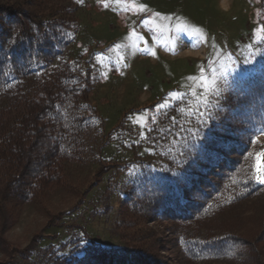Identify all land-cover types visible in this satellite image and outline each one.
<instances>
[{
    "label": "rangeland",
    "instance_id": "374dc122",
    "mask_svg": "<svg viewBox=\"0 0 264 264\" xmlns=\"http://www.w3.org/2000/svg\"><path fill=\"white\" fill-rule=\"evenodd\" d=\"M229 3L232 8L222 9L221 0L84 1L78 11L80 32L56 64L74 62L92 79L96 144L83 162L67 164L61 186L15 212V224L6 235L13 248L24 250L36 237L43 238L28 259L16 254L10 264H54L59 258L80 257L91 241L120 248L117 228L127 196L152 174L175 176L189 157L185 145L193 137L170 134V128L179 132L172 119L203 131L198 141L233 119L238 88L264 68V0ZM126 12L146 18L129 28L135 20L122 15ZM160 19L169 27L164 33L176 40L166 47L168 55L147 38V28ZM197 112L204 113L206 124L198 122ZM152 114L161 118L149 130ZM243 161L245 173L252 172L264 189L255 178L264 173V128L256 130ZM224 204L217 221L237 234H255L264 212L263 194ZM151 227L164 230L174 264H242V259L197 248L185 229L169 222L160 219ZM206 235L204 228L201 241ZM175 238L180 242L174 243Z\"/></svg>",
    "mask_w": 264,
    "mask_h": 264
},
{
    "label": "trees",
    "instance_id": "16d2710c",
    "mask_svg": "<svg viewBox=\"0 0 264 264\" xmlns=\"http://www.w3.org/2000/svg\"><path fill=\"white\" fill-rule=\"evenodd\" d=\"M84 1L0 0V255L6 256L0 264L16 254L28 259L43 238L24 250L13 248L6 235L15 212L61 186L67 164L83 162L96 144L94 83L74 62L56 64L80 32ZM234 101L237 114L214 139H193L205 145L203 154L188 157L173 177L152 174L127 196L117 228L120 248L91 241L82 256L54 264H174L164 230L151 227L160 219L185 229L190 242L214 256L263 264L264 212L253 235L237 234L217 218L224 202L264 195L243 161L256 130L264 128V68L238 88ZM157 117L150 116L149 130L159 124Z\"/></svg>",
    "mask_w": 264,
    "mask_h": 264
},
{
    "label": "crops",
    "instance_id": "0c3cea01",
    "mask_svg": "<svg viewBox=\"0 0 264 264\" xmlns=\"http://www.w3.org/2000/svg\"><path fill=\"white\" fill-rule=\"evenodd\" d=\"M221 4L223 7L222 9H227V7L230 6H231L230 8H232L233 6L229 3V0H221ZM132 14L133 13L130 12L122 13V15L130 16L133 18V20H135L133 23L130 24V26L129 25L127 26L129 28L138 26L146 18V15H144V13L138 14V16L136 14L135 16H133ZM153 15L156 16L154 13ZM168 28L166 22H163L162 19L156 21L151 28H147L149 33V36H147L149 43L155 47L154 49H158L160 53L163 52L164 55L170 54V49L167 50L166 47L169 48L173 47V43L174 41H176L174 35L170 36L164 33L165 30H167ZM163 47L164 49H162Z\"/></svg>",
    "mask_w": 264,
    "mask_h": 264
},
{
    "label": "snow or ice",
    "instance_id": "6c2138e0",
    "mask_svg": "<svg viewBox=\"0 0 264 264\" xmlns=\"http://www.w3.org/2000/svg\"><path fill=\"white\" fill-rule=\"evenodd\" d=\"M196 115L199 117L198 122L200 124H206V120L203 119L204 113L197 112ZM172 127L173 128L179 127V132L173 133L171 128L168 130L169 133L174 135V136H179L180 133H188V134H190L193 137V139H196L199 134H202V133H198L197 130H194V129H191V128H186L184 125H177V122H176L175 118L172 119ZM212 131L213 130H211V129L209 130V133H208V139L209 140L214 139V137H212ZM185 150H186L187 155L189 157H191L195 153L203 154V152L205 151V145L201 144V145L197 146L195 143L189 142L188 144L185 145ZM177 163H183V161H177ZM181 178H182V176H181ZM255 178L259 182L264 183V173H262L261 175L255 177Z\"/></svg>",
    "mask_w": 264,
    "mask_h": 264
}]
</instances>
